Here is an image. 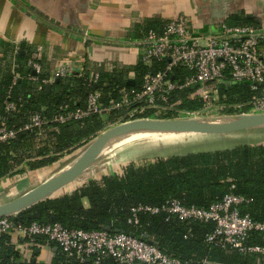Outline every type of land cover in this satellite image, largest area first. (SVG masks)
<instances>
[{"label":"trees","instance_id":"obj_1","mask_svg":"<svg viewBox=\"0 0 264 264\" xmlns=\"http://www.w3.org/2000/svg\"><path fill=\"white\" fill-rule=\"evenodd\" d=\"M165 23L158 26L149 24L142 29L136 27L137 37L133 40L142 38L150 30L160 31ZM227 24L258 26L253 19L244 16H233ZM28 58L27 53L19 52L16 55L15 72L21 79L15 84L6 54L0 60V126L4 125L16 132L13 140L0 143V182L22 176L27 171L53 166L88 145L108 127L120 123L116 112H111L105 118L93 115L86 120L64 125L50 123L57 113L84 108L89 94L94 90H100L104 103L109 99H118L119 90L140 89L144 75L165 68L164 62H155L149 68L138 61L132 69L135 74L133 84L127 85L131 70L105 72L100 67L97 85L89 84L87 79L71 76L49 85V91L46 86L39 91V84L30 82L25 74ZM182 74L185 76L187 72L183 71ZM37 76L38 80L47 78L44 74ZM192 92L186 90L174 93L172 105L178 110L198 111L203 102L197 97L193 98ZM253 96L247 84L224 85L220 88V101L227 106L243 105ZM9 101L16 106L15 113L7 111L6 103ZM245 109L226 107L222 115L234 116ZM33 113L42 115L48 123L22 130L29 124ZM134 119L173 120L178 117L143 111ZM228 193L249 199L242 213L264 223V144L157 157L140 165L128 164L121 174L110 173L99 179L88 171L70 194L56 193L19 212L12 220L22 226L32 223L59 224L66 229L89 232L110 228L108 233L120 232L142 237L165 255L194 264H264V255L241 253L228 245L216 247L208 243L207 237L215 229L213 223L183 222L176 218L166 220L165 214L147 213L138 215L137 225L128 223L132 217L131 210L140 205L161 206L168 200L176 199L188 207L207 209ZM14 235L9 233L0 236V264H46L35 261V250L40 246H57L43 236L24 238L23 243L30 246L29 252L33 256L23 258L14 244ZM246 245L264 246V233H252ZM47 264L95 263L93 258L80 262L58 248L57 258ZM99 264L119 263L105 257Z\"/></svg>","mask_w":264,"mask_h":264},{"label":"built area","instance_id":"obj_2","mask_svg":"<svg viewBox=\"0 0 264 264\" xmlns=\"http://www.w3.org/2000/svg\"><path fill=\"white\" fill-rule=\"evenodd\" d=\"M13 44L12 74L15 84L21 79L15 72V57L20 47L15 42ZM129 46L138 54V61L142 65L151 68L155 62H164V70L147 73L140 89H121L118 91V99H109L106 103L101 101L100 90H94L89 94L84 108L64 110L49 122L64 125L86 120L93 115L105 118L111 112L118 113L117 121L120 124L137 120L134 117L143 111H152L155 115L174 114L178 119H205L212 115L216 118L221 116L218 119L223 120L237 116L264 115V29L259 26H230L220 22L213 31L202 33L195 31L186 17L179 16L166 22L160 31L150 30L142 38L130 42ZM25 68L28 70V80L38 83L39 91L60 78L71 76L87 79L89 84L94 85L100 81L98 72L83 66L74 70L69 62H62L51 76L38 80L37 75H42V66L36 56L28 58ZM183 71L187 75L183 76ZM240 84L249 85L253 98L243 105L227 106L221 103L220 88ZM186 90L193 91L191 96L203 102L201 109L178 110L172 105V95ZM226 107L246 109L237 115L225 116L222 114ZM6 108L12 113L16 111V106L10 101L6 103ZM46 122L42 115L33 113L29 124L22 130L41 127ZM15 136V131L0 126V143L11 141ZM249 202L243 196L228 193L220 201L203 209L188 207L171 199L161 206L140 205L133 208L128 223L137 225L140 213L165 214L166 220L176 218L183 222L213 223L215 229L207 237L208 243L216 247L228 245L241 253L264 255V246L246 245L252 233H264V223L242 213V208ZM12 217L0 218V236L9 233L23 239L43 236L55 243L62 253L72 255L80 262L93 258L94 263L99 264L103 258L110 257L119 264H194L165 255L142 237L120 232L112 234L104 230H70L59 224L32 223L22 226L15 224ZM26 252L23 247V258Z\"/></svg>","mask_w":264,"mask_h":264},{"label":"crops","instance_id":"obj_3","mask_svg":"<svg viewBox=\"0 0 264 264\" xmlns=\"http://www.w3.org/2000/svg\"><path fill=\"white\" fill-rule=\"evenodd\" d=\"M179 16L186 17L191 27L202 33L213 31L217 23H227L233 16L249 17L264 29V0H0V60L6 54L13 65L15 42L20 53L38 57L46 77L62 62H69L74 70L80 66L98 73L99 66L105 72L131 70L128 81H133L132 69L138 64V54L129 43L137 37L135 28L158 26ZM131 137H137L138 141L145 138L142 133ZM61 160L48 168L12 178H18L20 184L26 178L30 182L22 184L16 198L67 170L69 161L60 165ZM96 171H91L94 177H98ZM79 182L80 179L56 193L70 194ZM14 236L16 248L21 252L24 247L25 257L31 258L30 246L23 243V238ZM38 249L39 254L34 255L37 262L47 264L57 258V246Z\"/></svg>","mask_w":264,"mask_h":264},{"label":"rangeland","instance_id":"obj_4","mask_svg":"<svg viewBox=\"0 0 264 264\" xmlns=\"http://www.w3.org/2000/svg\"><path fill=\"white\" fill-rule=\"evenodd\" d=\"M183 118V116H180ZM220 117L206 116V120H217ZM120 124V123H119ZM115 125L108 127L111 129ZM106 130V131H107ZM138 132L123 134L114 140L110 141L107 148L93 162L89 172L96 171V179L110 173L121 174L123 168L131 163L140 165L153 161L157 157L166 155H184L188 153L212 152L216 150L231 149L239 145L254 146L264 144V127L245 130L227 135H201V134H182L162 132L160 135L153 133H143L145 137L143 141H138V138L131 137ZM140 133V134H141ZM85 147L69 155L65 160H61V164L69 161L67 169L74 163V159L80 156V152L84 151ZM79 158V157H78ZM71 160V161H70ZM76 162V161H75ZM28 177V175H26ZM25 177V178H26ZM20 179V178H19ZM22 179V178H21ZM27 178L21 184L18 183V178L0 183V205L14 200L17 192L22 187V184L30 183Z\"/></svg>","mask_w":264,"mask_h":264},{"label":"water","instance_id":"obj_5","mask_svg":"<svg viewBox=\"0 0 264 264\" xmlns=\"http://www.w3.org/2000/svg\"><path fill=\"white\" fill-rule=\"evenodd\" d=\"M25 73L27 75L28 70ZM31 73L33 74V72ZM132 84V80L127 83V85ZM46 90H50L49 85L46 86ZM258 127H264V115L237 116L232 119L225 118L223 120L217 119L211 121L206 119H137L118 124L86 145L84 151L79 154V158L74 159V163L67 170L39 184L26 194L0 205V218L16 216L19 212L50 198L58 190L68 185L70 186L81 179L90 170L93 162L100 156L102 150L109 142L123 134L139 132L141 130L144 132H155L158 130V132L182 134L227 135ZM104 231L110 232L111 229L106 228ZM38 252L39 249H36L35 255H38Z\"/></svg>","mask_w":264,"mask_h":264},{"label":"bare ground","instance_id":"obj_6","mask_svg":"<svg viewBox=\"0 0 264 264\" xmlns=\"http://www.w3.org/2000/svg\"><path fill=\"white\" fill-rule=\"evenodd\" d=\"M141 131H142V130H141ZM141 131H139L138 133H141ZM143 133H153V134H155V135H160V133H162V132H158V130H157V131H155V132H148V131L144 132V131H143Z\"/></svg>","mask_w":264,"mask_h":264}]
</instances>
